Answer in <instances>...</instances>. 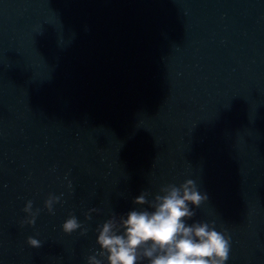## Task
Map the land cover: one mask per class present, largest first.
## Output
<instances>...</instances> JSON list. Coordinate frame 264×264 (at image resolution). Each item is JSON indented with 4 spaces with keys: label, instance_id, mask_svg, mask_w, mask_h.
I'll list each match as a JSON object with an SVG mask.
<instances>
[{
    "label": "water",
    "instance_id": "95a60500",
    "mask_svg": "<svg viewBox=\"0 0 264 264\" xmlns=\"http://www.w3.org/2000/svg\"><path fill=\"white\" fill-rule=\"evenodd\" d=\"M188 179L186 223L264 264V0H0V264H89Z\"/></svg>",
    "mask_w": 264,
    "mask_h": 264
},
{
    "label": "clouds",
    "instance_id": "9594fccd",
    "mask_svg": "<svg viewBox=\"0 0 264 264\" xmlns=\"http://www.w3.org/2000/svg\"><path fill=\"white\" fill-rule=\"evenodd\" d=\"M156 195L154 201L146 199L147 193L135 198L136 205L146 203L153 209L129 211L119 220H107L98 229L97 244L100 251L88 257L89 264H102L97 256L105 257L108 264H139L143 259L148 264H225L229 258L230 237L217 231L206 222L186 223L195 216L192 206L199 207L207 200L192 179L179 186L167 185ZM58 197L50 196L45 207L51 213ZM24 211L32 217L26 223H35L32 202ZM38 211V210H37ZM81 225L75 216H70L62 225L65 233H72ZM27 243L33 248L41 242L29 237Z\"/></svg>",
    "mask_w": 264,
    "mask_h": 264
}]
</instances>
